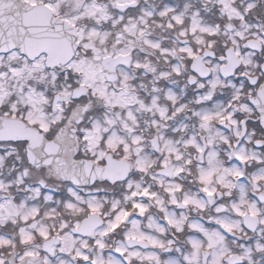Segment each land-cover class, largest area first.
<instances>
[{
    "label": "snow or ice",
    "instance_id": "6c2138e0",
    "mask_svg": "<svg viewBox=\"0 0 264 264\" xmlns=\"http://www.w3.org/2000/svg\"><path fill=\"white\" fill-rule=\"evenodd\" d=\"M0 264H264V0H0Z\"/></svg>",
    "mask_w": 264,
    "mask_h": 264
}]
</instances>
